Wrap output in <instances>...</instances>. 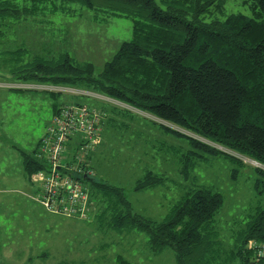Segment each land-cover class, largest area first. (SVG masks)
Returning a JSON list of instances; mask_svg holds the SVG:
<instances>
[{
	"label": "trees",
	"instance_id": "trees-1",
	"mask_svg": "<svg viewBox=\"0 0 264 264\" xmlns=\"http://www.w3.org/2000/svg\"><path fill=\"white\" fill-rule=\"evenodd\" d=\"M249 2L250 15L221 19L214 15L223 13L224 0H0V58L4 56V67L19 83L63 85L104 95L153 115L168 131L186 135L207 154L222 153L239 166L247 157L262 166L256 167L255 205L246 209L243 228L228 249L229 258L238 256L236 264H252L264 249V0ZM47 4L53 14H73L78 10L74 6L80 5L94 17L99 12L129 17L133 37L122 43L101 72L92 62H78L66 52L46 58L29 56L27 44L3 46L11 29L29 23ZM58 92L50 91L54 97ZM55 107L57 113L62 106ZM35 153H21L30 179L46 167ZM89 163L94 175L91 155ZM180 172L189 176L188 162L181 160ZM239 174L236 169L231 177ZM82 177L95 188L89 187L92 211L100 204L107 209L98 218L109 228L145 233L153 253L169 249L177 264H209L208 237L224 206L222 193L210 187L189 188L159 220L135 213L122 187L96 175ZM166 180L164 174L151 171L136 181L135 191ZM92 211L85 220L91 219ZM117 264L135 263L120 254Z\"/></svg>",
	"mask_w": 264,
	"mask_h": 264
},
{
	"label": "rangeland",
	"instance_id": "rangeland-1",
	"mask_svg": "<svg viewBox=\"0 0 264 264\" xmlns=\"http://www.w3.org/2000/svg\"><path fill=\"white\" fill-rule=\"evenodd\" d=\"M75 7L78 10L74 15L53 14L51 5H45L29 23L22 22L11 29L6 41H2L3 46L27 44L29 56L46 58L66 52L78 62H92L96 71L101 72L122 43L132 39V19L109 17L102 12L94 17L90 10L80 5ZM223 7V13L214 16L225 19L230 14L252 13L249 0H224ZM0 59L3 60L0 61V264H117L115 259L120 254L127 258L142 255L140 251L145 248V242L140 236L127 237L106 230L92 219L89 224L85 219L46 211L37 200L39 185L33 183L25 171L21 153L31 152L45 135L52 121L53 104L63 106L79 102L106 109L105 120L111 118L110 125L118 122L128 125L126 130H120L124 127L113 131L108 128L112 141L108 150L100 154L103 165L99 172L107 183L123 187L134 204L135 213L163 215L168 201L179 199L192 187H210L224 195V206L211 225L208 239L212 242V250L206 259L209 264L237 263L238 256L234 260L229 258L228 249L233 248L234 236L243 228L246 209L252 210L255 205L256 167H262L258 162L243 157L245 165L239 166L222 153L207 154L195 148L186 135L177 136L168 131L153 115L136 111L104 95L58 85L51 90L59 91L54 97L50 93L51 85L5 84L11 78L2 75L9 70L4 67V56ZM143 122L148 129L140 125ZM164 124L169 128L179 127L169 122ZM144 130H147L146 137L140 135ZM150 156L154 157L157 173L168 177V187L136 193L133 187L140 164L153 163ZM124 157L128 159L123 160ZM180 159L188 162L187 178L180 172ZM236 169L240 174L234 179L231 175ZM84 184L95 190L90 180H84Z\"/></svg>",
	"mask_w": 264,
	"mask_h": 264
},
{
	"label": "built area",
	"instance_id": "built-area-1",
	"mask_svg": "<svg viewBox=\"0 0 264 264\" xmlns=\"http://www.w3.org/2000/svg\"><path fill=\"white\" fill-rule=\"evenodd\" d=\"M105 117L103 109L80 102L62 106L52 117L35 153L46 167L31 175L40 188L37 200L46 211L83 220L89 217L90 188L82 176H94L89 157L103 141ZM263 257L264 249H260L252 264H264Z\"/></svg>",
	"mask_w": 264,
	"mask_h": 264
},
{
	"label": "crops",
	"instance_id": "crops-1",
	"mask_svg": "<svg viewBox=\"0 0 264 264\" xmlns=\"http://www.w3.org/2000/svg\"><path fill=\"white\" fill-rule=\"evenodd\" d=\"M2 75L6 76V78L9 77V76L11 78L10 81L8 83H5V84H9V83H17L18 84L19 83L15 79V77H13L10 73H2ZM32 83L20 82L19 85L20 84L30 85ZM37 84L38 85H42V87H44L46 85H51V84H47V83H43V84L37 83ZM51 86L52 87H49L50 88V91L52 90V88L58 87V85H51ZM23 88L29 89V87H23ZM49 88H45V89H49ZM34 89H43V88H34ZM58 107L60 108V106H58ZM55 110H56V107H55V104H53V116L56 114V111ZM109 121H111V118L109 119V117H108L105 120V122L103 123V126H102V140L103 141L95 149V152L93 153L95 155H93V154L91 155L92 156V158H91L92 162L91 163H92V168L94 169V175H96V177L100 178L104 182L106 180L102 177L103 175H101L100 172H99V171H101L100 167L102 168V165H103L102 162L100 163V160H101V155L100 154L101 153H104L105 150H108V148L110 146V143L112 141V136L109 134L108 128H111L112 131L115 130L114 128H117L118 129V128H121V127H124V128L123 129H120V130L129 129L128 125L125 126L124 124H122L120 122L114 123L113 125H110L109 124ZM140 125L143 126L144 129H148L149 128V127L147 128L145 126L146 125L145 122H143L142 124L140 123ZM146 132H147V130H144L143 132L140 133V135L146 137ZM40 139L37 141L38 143L35 145L34 149L30 153L35 152V150H37V148H38V146L40 144ZM162 146H164V145L162 144ZM105 147H106V149H104ZM98 149H100L99 150V151H101L100 153H99ZM162 151H159V153L162 152ZM150 158L152 159L153 163L152 162L151 163L149 162V163H145V164L144 163L143 164H140V168L138 170L139 171V174L137 175L136 181L138 179L144 177L146 174H148L151 171L153 173H157V171H156V164L154 162V157L153 156H150ZM127 159L128 158H126V157L123 158V160H127ZM140 161L141 162H144V159H141ZM157 174H159V173H157ZM136 181L134 182V187H133V190L134 191H135V183H136ZM167 181H168V177H167L166 182L163 183V185L154 186L151 189L140 190V191H135V192L136 193H140L141 191H145L146 192V191H152V190H156V191L163 190L164 187H168L167 184H166ZM112 185H114V184H112ZM115 186H117V185H115ZM118 186H120V185H118ZM120 187H122V186H120ZM184 195H185V192L182 195L179 196V199H177L175 201H174V199L172 201H168L169 204L167 205V209L164 211V214L163 215H161V214L149 215L150 213L149 214H142L141 213V214L144 215V216H146V217L152 218V219L155 218V219L161 220L171 210V208L175 204V202H177L178 200H180ZM166 196L168 197V195H166ZM130 203H131V207H133L134 204L131 202V200H130ZM142 205H144V204H142ZM143 207H145V209H147V210H150L145 205ZM106 210L107 209L102 204L98 205L97 207H95L94 211H92L91 219L94 220V221H97L101 225V227L105 226L106 227V230L107 229L109 231L112 230V232L113 231H116L117 233H120V234H123V235H127V237H129L131 234H135L136 236H140L141 238H143V240L145 242V248L143 249V251H140V253L142 255H139V254L138 255H135L134 254L132 257L130 256L128 258L123 255L126 259H128L131 262H134L135 264H177L175 254L173 255V253H171V250H169V249H166L165 251H162L160 253H153V251L151 250V247L149 245V241H148L147 235L145 233H143V232L141 233L139 230H136L134 228H130V229H127V230H123V229H119V230L116 229L115 230V229L109 228V226L107 225V222L106 221H103V220L101 221L98 218L99 217L98 215L102 214ZM133 210H134V207H133ZM136 213L139 214L138 212H136ZM157 216H159V218ZM86 221H88L89 224H90V219L89 220H86ZM118 256L116 257L115 260L118 259Z\"/></svg>",
	"mask_w": 264,
	"mask_h": 264
}]
</instances>
